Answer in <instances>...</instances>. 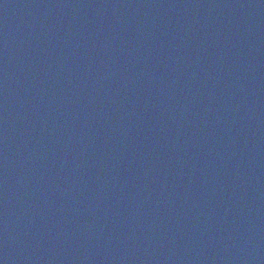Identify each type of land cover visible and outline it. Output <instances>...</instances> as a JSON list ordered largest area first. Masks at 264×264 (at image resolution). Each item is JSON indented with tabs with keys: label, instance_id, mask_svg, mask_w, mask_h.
Segmentation results:
<instances>
[{
	"label": "water",
	"instance_id": "water-1",
	"mask_svg": "<svg viewBox=\"0 0 264 264\" xmlns=\"http://www.w3.org/2000/svg\"><path fill=\"white\" fill-rule=\"evenodd\" d=\"M0 264H264V0H0Z\"/></svg>",
	"mask_w": 264,
	"mask_h": 264
}]
</instances>
